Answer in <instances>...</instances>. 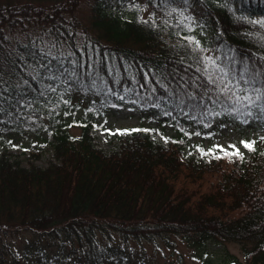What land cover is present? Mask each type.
I'll use <instances>...</instances> for the list:
<instances>
[{"label": "trees", "instance_id": "trees-1", "mask_svg": "<svg viewBox=\"0 0 264 264\" xmlns=\"http://www.w3.org/2000/svg\"><path fill=\"white\" fill-rule=\"evenodd\" d=\"M84 1L0 0V67L41 40L60 41L66 63L75 53L85 65L81 71L93 62L103 65L99 77H84L83 85L52 95L47 108L27 110L34 119L20 112L0 116V136L10 130L40 138L27 155L4 142L0 147V264H145L133 245L168 247L180 237L199 246L197 254L205 241L240 247L242 259L226 253L216 263L206 256L203 264H264V142L254 141L240 156L185 153L191 128L198 132L216 120L242 126L252 118L264 121L261 113L247 117L243 109L228 113L208 104L202 114L160 98L154 78H142L149 71L144 65L171 62L173 45L189 35L186 29L176 35L179 14L144 17L155 20L152 28L138 12L122 18L108 8L121 0H91L81 21L76 13ZM228 4L231 10L215 4L199 9L208 21L202 42L218 44L221 58L264 56V27L237 19L264 16V0ZM149 81L158 89L155 96L148 94ZM125 101L159 103V111L174 119V134L163 143L139 126L118 137L114 149L100 146L92 133L97 119ZM44 152L48 157L38 163ZM23 233L25 241L14 244L11 239Z\"/></svg>", "mask_w": 264, "mask_h": 264}, {"label": "snow or ice", "instance_id": "snow-or-ice-1", "mask_svg": "<svg viewBox=\"0 0 264 264\" xmlns=\"http://www.w3.org/2000/svg\"><path fill=\"white\" fill-rule=\"evenodd\" d=\"M148 2L156 4L157 7L170 9L171 13L179 14L181 23L177 26V36H180L185 29L192 33L184 35L173 45L176 53L171 58V62L162 65H144L149 71L144 72L142 78L145 81H148L149 76L154 78L155 85L163 90L160 98L167 99L170 103L175 101L177 107L183 106L200 111L202 114L208 113V104L213 106L220 104L228 113L239 114L243 109L245 116L251 117L256 110L261 113L259 118L264 119V56L258 54L255 60L245 54H241L240 60H237L235 55L221 58L218 44L213 43L210 48L198 38L196 32V29H199L202 34L208 27L205 14L199 12V9H206L215 4L231 10L228 0H148ZM132 7L140 9L141 5L136 4ZM144 7L146 8L147 4ZM155 15L154 12L149 13L150 17ZM139 19L149 27H157L154 19L144 17ZM237 19L248 20L249 23L264 27V16L252 21L241 14ZM162 23L165 28L171 25L170 20ZM260 39L264 41V36ZM59 43L60 41H53L49 44L41 40L39 43L25 46V51H17L10 63L6 62L0 67V116L4 120L9 119L13 112L25 113L28 119H34L35 112L28 114L27 110L36 109L38 105L47 108L53 103L50 98L52 95H59L60 92L68 93L73 88L83 85L84 77H91L93 74L99 77L103 71L102 64L97 65L93 62L87 65L85 71H81L85 68L81 58L75 53H69L75 58L66 63L65 53L57 49ZM237 64L240 66L237 67ZM92 86H96V80H92ZM157 90V87L152 86V82L149 81L148 94L155 96ZM108 91L116 95L111 88ZM125 91L131 90L126 88ZM118 99L123 100L124 97L121 95ZM140 99H143V96ZM140 99L134 102L140 103ZM60 101L65 104L69 102L63 95H60ZM144 106L141 104V107ZM156 107H159V103ZM181 111L183 112V109ZM211 114L217 115V113ZM165 115L169 113L165 112ZM135 130L139 131V129ZM116 131L128 132L133 129H116ZM164 139L167 141L168 137ZM240 143L251 150L255 142L242 140ZM197 147L202 155L206 153L217 155V149L228 156L242 155L240 149L231 143L227 148L221 144H215L207 149L199 145Z\"/></svg>", "mask_w": 264, "mask_h": 264}, {"label": "rangeland", "instance_id": "rangeland-1", "mask_svg": "<svg viewBox=\"0 0 264 264\" xmlns=\"http://www.w3.org/2000/svg\"><path fill=\"white\" fill-rule=\"evenodd\" d=\"M85 0L79 7L76 17L83 21L88 16L89 2ZM119 1V0H118ZM140 4L141 8L137 9L132 5ZM147 4L145 8L144 5ZM111 11L116 12L122 18L130 17L135 12L141 17H148L149 13H155L158 17H168L172 13L170 9L163 6L157 7L156 4L147 3L146 0H121L115 6L108 7ZM198 38L205 41L208 37L207 30L200 34V30L196 29ZM192 34V33H189ZM205 39V40H204ZM154 117V118H153ZM222 125V126H221ZM150 129L151 138L163 143L167 141L164 137H170L174 134V119L171 115H165L159 111V107L149 106L141 107L133 102H121L109 106L103 118H98L93 129L95 141L107 150H112L119 143L118 137L127 134L128 132H119L116 129H133L136 127ZM111 130V131H109ZM3 133L0 136V147L2 142L8 145L10 151L20 155L28 154L29 151L39 145V137L33 132L24 131L22 133L9 132ZM188 138L189 145L185 149L187 156L195 158H206L212 156V153L201 154L197 145L201 148H210L215 144L224 145L225 148L231 143L235 144L242 154L246 153V148L240 143L242 140L247 141H262L264 142V121L250 119L245 125L240 126L230 122H221L216 120L209 126L202 127L198 132L193 128L190 130ZM168 140V139H167ZM220 152L219 149L216 150ZM214 156V155H213ZM48 153L44 152L38 163L44 164ZM28 235L25 233L13 237L11 240L14 244H22ZM173 242V241H171ZM134 250L141 254V258L145 264H203L201 260L206 256L215 263L220 261L221 257L226 253L237 255L242 259L240 247L234 242H213L205 241L201 245L200 252L191 241L186 237L177 238L171 246H166L164 243H157L155 247L151 243H143L133 245ZM200 255L199 258H196Z\"/></svg>", "mask_w": 264, "mask_h": 264}]
</instances>
